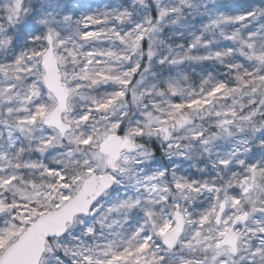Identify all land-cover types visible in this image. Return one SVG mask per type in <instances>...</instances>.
<instances>
[{"label":"snow or ice","instance_id":"6c2138e0","mask_svg":"<svg viewBox=\"0 0 264 264\" xmlns=\"http://www.w3.org/2000/svg\"><path fill=\"white\" fill-rule=\"evenodd\" d=\"M0 12V264H264V0Z\"/></svg>","mask_w":264,"mask_h":264},{"label":"clouds","instance_id":"9594fccd","mask_svg":"<svg viewBox=\"0 0 264 264\" xmlns=\"http://www.w3.org/2000/svg\"><path fill=\"white\" fill-rule=\"evenodd\" d=\"M186 74L191 75V72H187ZM147 150L152 154L153 157H160L164 155L166 157L167 150L164 148L163 144L160 142H157V145H152L149 143L147 145ZM207 158L205 156H197L195 160L192 162V168L193 170H206L209 165L211 164V161L209 160L207 163H200L201 160H206Z\"/></svg>","mask_w":264,"mask_h":264},{"label":"rangeland","instance_id":"374dc122","mask_svg":"<svg viewBox=\"0 0 264 264\" xmlns=\"http://www.w3.org/2000/svg\"><path fill=\"white\" fill-rule=\"evenodd\" d=\"M3 2H4V0H0V3H3ZM0 15H3V12H0ZM200 54H204V53H200Z\"/></svg>","mask_w":264,"mask_h":264},{"label":"trees","instance_id":"16d2710c","mask_svg":"<svg viewBox=\"0 0 264 264\" xmlns=\"http://www.w3.org/2000/svg\"><path fill=\"white\" fill-rule=\"evenodd\" d=\"M193 171H195V170H193Z\"/></svg>","mask_w":264,"mask_h":264}]
</instances>
